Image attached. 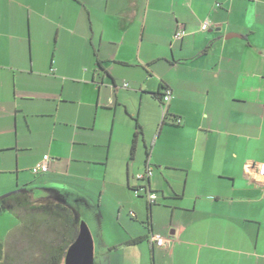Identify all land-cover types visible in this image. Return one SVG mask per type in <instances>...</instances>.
Instances as JSON below:
<instances>
[{
    "label": "crops",
    "instance_id": "1",
    "mask_svg": "<svg viewBox=\"0 0 264 264\" xmlns=\"http://www.w3.org/2000/svg\"><path fill=\"white\" fill-rule=\"evenodd\" d=\"M79 7L89 15L91 44L97 48L82 79L60 76L55 58L48 73L39 72L34 56L31 68H8L11 79L3 72L8 60H24V40L10 24L0 32L10 40L0 55L5 251L15 237L14 246L24 244L18 262L44 263L43 247L34 251L21 234L23 224H32L50 206L35 199L36 190L102 182L107 186L96 189L102 198L116 181L122 183L119 204L127 207L130 221L113 213L100 257L94 245L95 264H264V181L255 176L264 163V0H47L30 9L43 10L42 17L58 30V43L63 35L72 45L83 22ZM205 22L210 28L202 31ZM179 29L187 32L182 40L174 37ZM230 35L238 37L227 39ZM9 51L17 54L9 58ZM18 73L46 81L36 89ZM121 81L133 88L126 82L128 88L117 87ZM54 82L62 83L56 95ZM162 84L172 91L167 112L181 124L161 123L149 151L139 117L149 118L143 113L155 104L160 122L162 105L153 94ZM111 88L114 95L106 99ZM117 89L139 97L137 110ZM136 115L143 138L132 158ZM124 116L134 124L127 125ZM139 142L146 152L143 162L137 159ZM45 155L51 170L35 176L32 169ZM135 159L138 171L153 169L143 183L158 196L153 206L132 193ZM23 193L30 207L12 199ZM152 234L169 239L171 247H157L149 240ZM58 235L54 231L41 244L64 250L68 244ZM139 238L141 243L131 244Z\"/></svg>",
    "mask_w": 264,
    "mask_h": 264
},
{
    "label": "rangeland",
    "instance_id": "2",
    "mask_svg": "<svg viewBox=\"0 0 264 264\" xmlns=\"http://www.w3.org/2000/svg\"><path fill=\"white\" fill-rule=\"evenodd\" d=\"M42 1L47 0H0V32L5 30L6 25L10 24L9 29L15 26L16 32L23 37V51H25L23 61L20 59L8 60L7 69H5L3 74L11 76L10 71L8 70L10 67L28 68L30 66L31 68L34 56L36 64L35 70L39 72L48 73L50 71L51 63L55 58L58 74L60 76L65 75L79 77L80 79L85 78L83 72L86 68L94 65L96 60L95 51L97 50V48H94L91 44V21L88 13L79 7L82 13L81 15L83 16V22L79 24V36L73 37L72 45L69 41L63 40V35L61 36V42L58 43V30L56 27L50 26L45 21V18L42 17L45 14L44 11H31L36 3H42ZM5 42L9 43L10 40L7 38H0L2 49H0V55L2 57L5 52H7V50H5L6 47L3 48L6 45ZM16 54V51H9L8 57H15ZM17 75L19 79L23 77L26 81H30L29 85L31 84L32 87L36 89H41L39 81H46L45 78L36 74L32 76L26 74L21 76L18 73ZM46 79L47 81H55L48 78ZM59 81L61 80L59 79ZM124 82L129 83L131 88H133V84L130 81H121V85H118L117 87H123L125 84ZM157 83L158 81L152 82L153 85H157ZM54 84L57 87H55L53 94L56 95L58 94V91H60L59 88H61L62 83L54 82ZM115 92L116 94H120V97L122 98H129V100H131V106L137 110L140 102L139 97L132 96L131 92H126L120 89L115 90ZM113 93L114 89L112 88L111 92L106 90L104 93L105 98H110ZM65 95H67V92H65ZM153 107L154 108L149 112H146L144 109L145 112L143 115H146L147 113L149 118L143 116L141 119V117H139L141 125L143 128H146L145 142H147L149 151L152 149L155 138L153 134H155L154 132H156L159 126H161L164 115V109L159 105L161 117L160 122L158 123L156 119L158 108H156L155 104H153ZM137 117L138 115L134 118ZM123 121L127 125L134 124L131 118L126 116H124ZM25 129L27 131V128ZM145 154L146 152L141 142H139L137 159L142 162L145 161ZM137 162L136 159L131 162V169L133 170V174H135L134 178H131V187L134 186V188H140L143 186V183L136 178L137 175L144 173V170L138 171V168H136ZM142 169L143 165L140 166V170ZM120 171L121 168L119 166V170L116 172L119 173ZM31 178H33V176H31ZM121 184L122 183L112 181V184L107 187V193L103 194L102 198L99 197L101 194L100 191H96L98 186L99 189L100 187L104 189L105 186H107L102 182L97 183L94 187L89 186L87 182H82L78 185L79 187L71 186L66 190H36L35 199L38 201L47 200L50 206L44 210L45 212L43 214L38 215L33 219L31 222L32 225L29 224L31 226V233L28 237L29 240L33 242L34 251L39 245L43 247L41 240L43 238H51L54 231L59 233L57 237L59 240L62 239L63 241L65 239L66 242H68L70 240L69 237L71 236V234L68 233H71L74 228H79L81 223H85L90 229L94 245L96 243V256L100 257L103 249L101 244L108 240V237L110 236L111 231L109 223H111L110 220H112L113 213L117 215L121 212L123 217L130 221L127 215V207H121L119 204V195L122 192L120 188ZM132 193L135 196L133 191ZM13 238L8 241L9 243L6 246V264H24L18 262L20 259L17 256L18 250H22V252L24 251V244L22 243L20 247H17V245L14 246Z\"/></svg>",
    "mask_w": 264,
    "mask_h": 264
},
{
    "label": "trees",
    "instance_id": "3",
    "mask_svg": "<svg viewBox=\"0 0 264 264\" xmlns=\"http://www.w3.org/2000/svg\"><path fill=\"white\" fill-rule=\"evenodd\" d=\"M97 65L99 66V68H101V64L99 61L97 62ZM167 88L168 87L166 85L162 84L160 87V90L156 94H153V96L160 102L161 105L163 104V97H164V94H165V91ZM179 120L180 119H178L176 117H171L167 112L165 114V116L163 117L162 125L169 124L171 126L177 127V126H180V124H181V121H179ZM135 122H136V128H135L133 145H132V158L135 154L136 145H137L138 141L143 138L142 126L139 124V121L137 118L135 119ZM147 156H148V158L150 157L149 152L147 153ZM131 190H135V188H131ZM26 196H27V193H23V195H20V196L17 195L16 197H14L12 199H15L17 201V203L23 207H30L31 203L26 199L27 198ZM30 228H31V226L28 223L23 224V227L21 229L22 236H29V234L31 233ZM78 233H79V228L76 230H73L71 233H68V234H74V236L72 238L69 237L70 240L68 242H66V240H65V242L68 245L64 248V250L63 249L58 250L57 248L52 247L51 245H49V246L44 245L43 249H44V255L45 256H44V263H42V264H61L62 261H60V258L61 257H62V259L65 258L69 247L75 241ZM142 240H143L142 238L134 239V240H132L131 244L137 245V244L141 243ZM6 260H7V258H6L5 245L0 243V264H6Z\"/></svg>",
    "mask_w": 264,
    "mask_h": 264
},
{
    "label": "built area",
    "instance_id": "4",
    "mask_svg": "<svg viewBox=\"0 0 264 264\" xmlns=\"http://www.w3.org/2000/svg\"><path fill=\"white\" fill-rule=\"evenodd\" d=\"M210 28V25L208 22H205L201 29L202 31H207ZM187 36V32L185 29H179L175 34L176 40H182ZM125 88H128V84L124 85ZM172 100V91L170 88H167L163 97V104L162 109H164V116L167 113V106ZM180 121V120H179ZM51 170V158L49 155L44 156V158L37 163V165L32 169V173L35 176L44 175L49 173ZM255 176L259 179H262L264 181V163L259 164L256 168ZM153 169L148 165L147 169L144 173H141L137 175V180L142 183H147L148 180H150L153 177ZM136 196L141 195L143 198L147 200V203L149 206H153L156 204L158 200V196L156 193L152 192L149 185H143L140 188H135V190H132ZM153 244H155L159 248L163 247H171V242L169 239H166L160 235H154L152 234L149 239Z\"/></svg>",
    "mask_w": 264,
    "mask_h": 264
},
{
    "label": "water",
    "instance_id": "5",
    "mask_svg": "<svg viewBox=\"0 0 264 264\" xmlns=\"http://www.w3.org/2000/svg\"><path fill=\"white\" fill-rule=\"evenodd\" d=\"M236 37L238 35H230L227 39ZM64 264H94V240L85 223H81L77 238L67 251Z\"/></svg>",
    "mask_w": 264,
    "mask_h": 264
}]
</instances>
